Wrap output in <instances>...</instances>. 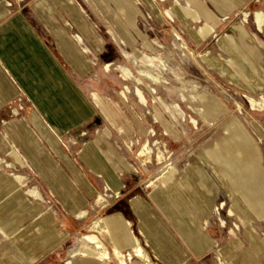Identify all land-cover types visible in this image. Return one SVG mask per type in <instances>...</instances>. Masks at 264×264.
Instances as JSON below:
<instances>
[{"label":"crops","instance_id":"0c3cea01","mask_svg":"<svg viewBox=\"0 0 264 264\" xmlns=\"http://www.w3.org/2000/svg\"><path fill=\"white\" fill-rule=\"evenodd\" d=\"M86 17L73 0H0V264H120L112 247L126 256L136 242L151 264H264L257 151L247 169L215 161L219 171L184 151L165 158L170 179L151 173L133 151L145 125L114 112L97 90L95 61L112 46ZM186 29L198 47L203 36ZM161 129L173 150L177 133ZM239 175L248 197L235 188ZM100 219L103 234L93 229ZM85 230L108 259L82 255ZM75 241L83 249L70 250ZM124 264L145 263L132 255Z\"/></svg>","mask_w":264,"mask_h":264},{"label":"rangeland","instance_id":"374dc122","mask_svg":"<svg viewBox=\"0 0 264 264\" xmlns=\"http://www.w3.org/2000/svg\"><path fill=\"white\" fill-rule=\"evenodd\" d=\"M111 1L83 0L84 6L73 0L112 46L108 55L95 61L97 90L114 107V112L146 127V136L134 145V155L149 166L151 173L161 171L163 175L171 166L165 159L169 154L188 151L201 155L220 171L215 161L226 160V167L236 162L247 169L250 163L247 155L255 150L258 158L254 159L264 172V108L251 105V100H264V62L255 52L264 57V0H177L179 8L199 16L203 8L217 21L215 27L214 23H208L214 27L212 34L199 33L203 39L198 47L186 28L196 33L205 20L201 16L193 22L188 17L169 18L166 11L175 8V0ZM259 18L261 27L257 26ZM124 24L129 32L124 28L123 34ZM109 26L114 31L112 35L106 33ZM235 26L243 29L245 38ZM229 36L233 42L228 40ZM143 38L151 48L144 45ZM139 53L153 59V66L142 64L137 57ZM84 55L93 58L89 50ZM124 70L131 72L130 79H123ZM165 125L178 135L173 150L163 140L161 128ZM145 143L150 165L137 156ZM158 155L163 157L160 164ZM231 169L235 171L233 166ZM218 173L231 180L230 174ZM238 177L243 184L236 182L235 188L248 197L252 193L245 180ZM82 234L89 232L85 230ZM260 235L264 238V227ZM68 247L74 251L84 246L75 241Z\"/></svg>","mask_w":264,"mask_h":264},{"label":"bare ground","instance_id":"6f19581e","mask_svg":"<svg viewBox=\"0 0 264 264\" xmlns=\"http://www.w3.org/2000/svg\"><path fill=\"white\" fill-rule=\"evenodd\" d=\"M174 5H175V8L174 9H169L168 11H166V14L169 18H172L174 15L178 16V17H182V18H189L193 21H197L198 20V16L197 15H194L193 13H190L188 12L189 10L188 9H181L179 8V4L177 1H174ZM110 10V9H109ZM188 19V20H189ZM190 20V21H191ZM260 21H261V18H259V21H258V25H260ZM189 22V21H188ZM236 30L238 32L241 33V35L244 37V32H243V29L240 27V26H235ZM212 31V27L205 23L200 29H199V33L201 34H209L210 32ZM198 32V31H197ZM174 33V32H173ZM244 34V35H243ZM174 35L179 39L181 40L176 33H174ZM176 38V39H177ZM245 38V37H244ZM228 40L232 41L233 42V38L232 37H228ZM182 42V40H181ZM183 46L184 43L182 42ZM87 52V51H86ZM261 56V55H260ZM143 61L145 62V65L148 66V67H152L153 64H152V60H150V58H145L144 56L142 57ZM260 59V58H259ZM262 62V61H260ZM108 66H106L105 68L107 69ZM150 77H152L153 79H157V80H161L160 77H157V76H154L150 73L146 74ZM123 79L124 80H127V79H130L132 77V74L130 71L128 70H124L123 71ZM245 85V84H244ZM120 95L124 98L125 95L123 93H120ZM142 98V95L140 96ZM202 97V96H201ZM251 105L252 107H258V108H264V100L262 102H257L255 100H251ZM202 119L204 120L203 116H201ZM149 152H148V145L145 143L141 146L140 148V151L138 153L137 156L139 157H142L145 159V163H150V157L148 156ZM208 156L209 157H212L213 155L211 153H208ZM162 160H163V157L158 155L157 156V164H160L162 163ZM170 172H175L174 171V168L172 166H169L167 171L165 172V174H163V178H169L171 176H169V173ZM103 220L100 219L98 222L94 223V227L93 229L96 227L98 229V231L103 234L105 232L102 224H103ZM95 228V229H96ZM109 242V240H108ZM82 243L83 245L87 248L85 252H82V255H86L87 253H89L91 250L92 252L95 251L96 252V255L100 258V259H108V254H107V250H106V247L105 245L97 238V236H95L94 234H85L83 235L82 237ZM111 244V243H110ZM113 246V245H112ZM113 249V254H114V258L119 261L120 264H124L125 263V258L127 259H130L131 256H135L139 259H141L145 264H151L150 260H149V257L147 256V254L145 253V251L143 250V248L136 242V244L133 246L132 248V253H128L126 256H124L123 254H121L115 247H112ZM95 254V253H94Z\"/></svg>","mask_w":264,"mask_h":264}]
</instances>
